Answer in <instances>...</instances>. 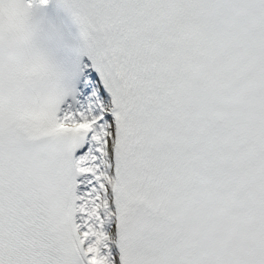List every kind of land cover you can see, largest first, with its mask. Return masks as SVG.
I'll return each mask as SVG.
<instances>
[{"label": "snow or ice", "instance_id": "6c2138e0", "mask_svg": "<svg viewBox=\"0 0 264 264\" xmlns=\"http://www.w3.org/2000/svg\"><path fill=\"white\" fill-rule=\"evenodd\" d=\"M0 264H264V0H0Z\"/></svg>", "mask_w": 264, "mask_h": 264}]
</instances>
